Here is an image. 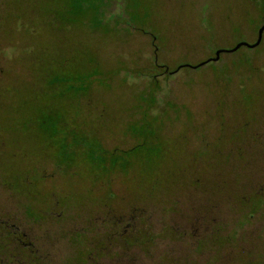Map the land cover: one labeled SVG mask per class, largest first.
I'll use <instances>...</instances> for the list:
<instances>
[{"label":"rangeland","instance_id":"rangeland-1","mask_svg":"<svg viewBox=\"0 0 264 264\" xmlns=\"http://www.w3.org/2000/svg\"><path fill=\"white\" fill-rule=\"evenodd\" d=\"M262 25L264 0H0V207L56 264L143 210L127 264H264V33L193 68Z\"/></svg>","mask_w":264,"mask_h":264},{"label":"flooded vegetation","instance_id":"flooded-vegetation-1","mask_svg":"<svg viewBox=\"0 0 264 264\" xmlns=\"http://www.w3.org/2000/svg\"><path fill=\"white\" fill-rule=\"evenodd\" d=\"M0 187L8 190L1 184ZM20 190L23 191V196L24 193L28 192L29 195L32 193L28 185L22 186ZM22 204L32 209L29 204L18 202L19 216L15 214L10 216L0 207V264H56L57 258L48 248L45 235L35 234L31 228L25 226L37 224L39 221L31 222L22 210ZM37 213L40 215V212ZM147 221L144 210L130 217L112 218L109 213L97 217L90 223L89 229L84 228L76 233V236L82 234L91 236L90 256L85 264H127L135 262V259L131 260L126 255L128 252L149 253L158 234Z\"/></svg>","mask_w":264,"mask_h":264},{"label":"water","instance_id":"water-1","mask_svg":"<svg viewBox=\"0 0 264 264\" xmlns=\"http://www.w3.org/2000/svg\"><path fill=\"white\" fill-rule=\"evenodd\" d=\"M263 33H264V25H262L259 30H258V37L257 40L254 43H245V42H241L236 44L233 48L231 49H218L215 53V57L209 60H206L204 62H202L201 64L197 65V66H193V68H197L201 65H204L206 63H208L209 61H218L220 58V54L222 53H233L237 50H239L241 47H246L249 49H253L258 47L261 44L262 38H263ZM181 67H179L178 69H176V71H178Z\"/></svg>","mask_w":264,"mask_h":264},{"label":"trees","instance_id":"trees-1","mask_svg":"<svg viewBox=\"0 0 264 264\" xmlns=\"http://www.w3.org/2000/svg\"><path fill=\"white\" fill-rule=\"evenodd\" d=\"M182 67H185V66H181V68H182ZM175 72H177V71L175 70V71H173L172 73H175Z\"/></svg>","mask_w":264,"mask_h":264}]
</instances>
